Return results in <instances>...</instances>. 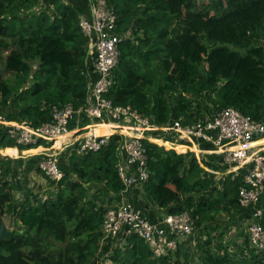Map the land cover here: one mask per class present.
I'll use <instances>...</instances> for the list:
<instances>
[{
	"label": "trees",
	"instance_id": "16d2710c",
	"mask_svg": "<svg viewBox=\"0 0 264 264\" xmlns=\"http://www.w3.org/2000/svg\"><path fill=\"white\" fill-rule=\"evenodd\" d=\"M80 1L0 0V61L7 51L0 116L6 121L38 127L51 120L53 107L84 104L91 65L80 17H88L89 9L87 15L77 10ZM106 5L115 14V32L125 35L106 95L113 105L130 106L156 125H191L226 108L264 123V0H106ZM123 140L112 135L96 153H63L59 160L68 157L58 161L63 176L49 180L55 190L44 201L11 180L18 161L0 156V218L8 216L13 226L0 243V264H98L103 257L111 264H179L178 249L156 258L136 235L118 239L120 247L109 239L101 243L109 204H98L89 188L109 192L112 200L118 196L123 185L116 164ZM144 145L149 178L142 194L132 191L141 199L131 203L145 217L143 200L164 214L187 212L195 229H203L195 250H183L184 264H264V252L250 247L244 227L243 248L238 255L230 252L218 222L223 215L246 229L256 209L262 210L264 194L255 205L238 203L243 171L217 178L200 166L226 171L214 154L202 155L199 163L192 152ZM15 147L30 149L17 147L0 124V150Z\"/></svg>",
	"mask_w": 264,
	"mask_h": 264
},
{
	"label": "built area",
	"instance_id": "2783aa9c",
	"mask_svg": "<svg viewBox=\"0 0 264 264\" xmlns=\"http://www.w3.org/2000/svg\"><path fill=\"white\" fill-rule=\"evenodd\" d=\"M88 1L89 16L80 17L81 30L88 38L87 57L91 65L87 72L84 104L80 107L70 104L53 107L51 120L38 127L25 122L6 121L2 116L0 124L7 128L17 147L40 149L36 153L39 156L36 167L52 182H58L63 176L58 165L61 152L74 149L78 154L96 153L112 135L122 136L124 140L118 149L120 159L116 171L123 188L112 200L113 204L106 206L101 223V243L109 239L113 247H120L118 239L136 235L154 257L168 256L178 249L177 238L192 236L194 219L187 212L165 214L161 224H155L131 203L132 191L142 194L149 178L144 142L162 148L165 146L158 141L167 142L172 145L169 149L177 154H185L189 150L199 163L202 155L214 154L219 157L221 166H227L226 171L214 172L201 163L200 166L219 178L243 171L244 186L238 190V203L247 207L258 203L264 194V142L261 143L264 140V123L255 122L233 108H226L191 125H183L180 121L156 125L149 116H143L130 106L113 105L106 95L113 84L118 44L125 35L115 32V14L107 7L106 0ZM97 128H107L110 132L106 135L91 134ZM198 142L210 144L213 149L202 150ZM173 147L185 148L179 151ZM261 218L262 210L256 209L246 229L249 245L256 252H264Z\"/></svg>",
	"mask_w": 264,
	"mask_h": 264
},
{
	"label": "rangeland",
	"instance_id": "374dc122",
	"mask_svg": "<svg viewBox=\"0 0 264 264\" xmlns=\"http://www.w3.org/2000/svg\"><path fill=\"white\" fill-rule=\"evenodd\" d=\"M6 54H7V51L1 52L2 60L0 61V75L3 76L4 78L7 77V74L5 73V70H4V62H3L4 61L3 59L5 58ZM166 144H168V143H166ZM70 148H72V147H70ZM163 148L165 150H168L170 147L165 146ZM67 150L70 153L71 149H67ZM182 152H185V151H182ZM188 152H190V151L188 150ZM36 153L37 152H35V153L31 152L30 154H36ZM0 156H3V154L1 152H0ZM60 156L61 155L58 156V161H60V162L62 161L65 163V159L67 161L68 157L66 158L64 156V157H61V160H59ZM198 159H199V157H198ZM35 175H38V177ZM40 177H44V176L40 175V174L31 173L28 176L27 181H28L29 187H32L31 190H32L33 194H38L42 200H45L49 194H52L54 192L55 188L51 187L49 185V180H47L45 177H44L45 184L37 182L40 179ZM217 178H219V176H217ZM89 190H90L88 193L89 196H93L96 199V201L98 202V204H100V205H106V204L111 205V204H113L112 195L109 192L105 193L103 190L100 191L98 188H89ZM15 195L20 196L21 193L16 192ZM2 220L4 222L5 227L9 231H11L13 229L12 220L8 216H5L4 218H2ZM218 222L221 223V226L223 228L222 230L225 232L224 242L229 246L230 252L238 255L240 253L241 249L243 248L241 246V243L243 241L242 235L244 234V231L247 232L246 231L247 228L245 229V227H246L245 224H244V226H240V223H237V222L233 223L232 219L226 218L223 215L218 216ZM243 227H244V231H243ZM199 236L204 237L203 229H202V231L194 229V232H193L191 237H183V238L179 237V238H177L178 251L180 252V255L178 257L179 264H184L183 263L184 259H183V255H182L183 250H185L187 252L195 250L197 238ZM172 262H174V261L172 260ZM98 264H111V262L109 259H107V257H103L99 260Z\"/></svg>",
	"mask_w": 264,
	"mask_h": 264
},
{
	"label": "crops",
	"instance_id": "0c3cea01",
	"mask_svg": "<svg viewBox=\"0 0 264 264\" xmlns=\"http://www.w3.org/2000/svg\"><path fill=\"white\" fill-rule=\"evenodd\" d=\"M63 2H70V0H62ZM77 10H81L84 15L88 14V0H83L80 1L78 3H76L75 5ZM98 129V128H97ZM101 131L102 134L106 135L108 134V132H110L109 129L106 128H100L99 129ZM264 140L261 142L263 143ZM166 147H172V145L165 144ZM185 147H175V149L181 151L184 150ZM40 149H35V148H30V149H24V150H19L18 148H8L6 151L0 150V152L3 154V156H9L10 158H12L17 162V167H15L13 174L11 175V180L14 181L17 185L21 186V187H26V189H32V187H29L28 185V181L27 178L31 173H35L38 174L36 171V162L34 164L33 160L35 156H37L36 154H30L31 152L35 153ZM194 151L197 152L196 149H192ZM68 150H65L63 152L60 153V155H62L63 153L67 152ZM28 168H31L30 171H28ZM38 177V175H35ZM44 177H40V179L37 182L43 183L44 182ZM32 191V190H31ZM24 189H20L17 191V193H23ZM136 192V191H135ZM22 195H15L16 199H20ZM131 202L132 203H137V197L140 198L139 196L136 195V193H132L131 194ZM141 199V198H140ZM144 201V202H143ZM141 202L144 203V206L146 207V215L148 217V219L155 224H161V220L162 217L165 215V211L162 209L157 208L154 204L152 203H146L145 200H143ZM142 203V204H143ZM262 211L264 212V201H262V203L260 204Z\"/></svg>",
	"mask_w": 264,
	"mask_h": 264
},
{
	"label": "water",
	"instance_id": "95a60500",
	"mask_svg": "<svg viewBox=\"0 0 264 264\" xmlns=\"http://www.w3.org/2000/svg\"><path fill=\"white\" fill-rule=\"evenodd\" d=\"M9 235L10 231L5 227L3 220L0 218V243L2 240L7 239Z\"/></svg>",
	"mask_w": 264,
	"mask_h": 264
},
{
	"label": "bare ground",
	"instance_id": "6f19581e",
	"mask_svg": "<svg viewBox=\"0 0 264 264\" xmlns=\"http://www.w3.org/2000/svg\"><path fill=\"white\" fill-rule=\"evenodd\" d=\"M91 134H93V135H104L101 133V131L99 129H96L95 131H91Z\"/></svg>",
	"mask_w": 264,
	"mask_h": 264
},
{
	"label": "clouds",
	"instance_id": "9594fccd",
	"mask_svg": "<svg viewBox=\"0 0 264 264\" xmlns=\"http://www.w3.org/2000/svg\"><path fill=\"white\" fill-rule=\"evenodd\" d=\"M169 150V149H168ZM7 157H9V156H7ZM10 158V157H9ZM12 159V158H11Z\"/></svg>",
	"mask_w": 264,
	"mask_h": 264
}]
</instances>
